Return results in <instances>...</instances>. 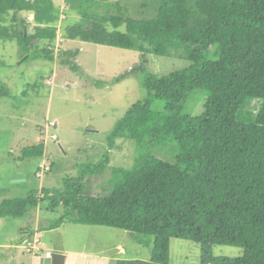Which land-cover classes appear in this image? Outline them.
Segmentation results:
<instances>
[{
    "label": "trees",
    "instance_id": "obj_1",
    "mask_svg": "<svg viewBox=\"0 0 264 264\" xmlns=\"http://www.w3.org/2000/svg\"><path fill=\"white\" fill-rule=\"evenodd\" d=\"M64 1L80 14L66 26L71 39L142 53L136 68L145 96L109 136L134 140L136 161L114 168L120 179L104 194H87L77 181L57 193L45 187L43 196L33 188L1 201L0 218L23 217L48 201L45 208L60 209V216L43 230L65 222L115 227L152 248L150 260L116 264H173V239L199 244L201 264H264V0ZM22 8L34 12L36 24ZM61 13L55 0H0V42L17 41L25 62L78 71L80 49L56 54L52 46ZM149 54L185 61L154 73ZM197 106L200 112L190 111ZM43 148L30 145L21 157L41 158ZM108 160L89 171H101ZM32 238L30 232L27 245ZM214 245L243 253L215 256Z\"/></svg>",
    "mask_w": 264,
    "mask_h": 264
},
{
    "label": "rangeland",
    "instance_id": "obj_2",
    "mask_svg": "<svg viewBox=\"0 0 264 264\" xmlns=\"http://www.w3.org/2000/svg\"><path fill=\"white\" fill-rule=\"evenodd\" d=\"M55 1L62 13L55 23L58 29L52 46L56 54L62 49H80L78 71L41 59L25 62L27 55L20 57L17 41L0 42V61L5 63L0 64V202L26 197L33 188L40 196L45 194L41 193L45 187L57 193L66 190L72 181L83 182L87 194H104L120 179L114 168H131L138 154L134 140L119 137L110 141L109 136L127 110L145 96L136 68L141 65L142 53L71 39L66 26L79 20L80 14L64 0ZM21 15L36 24L33 11L22 8ZM41 34L51 36L47 29ZM182 61L147 56V65L154 73L177 69ZM117 77L121 80L115 81ZM98 81L102 85H97ZM190 111L198 113L201 107ZM244 115L248 119L252 116L249 109ZM53 120H57L56 126L50 124ZM42 142L43 157H21L24 148ZM106 155L109 160L101 171H89ZM40 204L23 217L0 218V264H52L46 256L48 249L52 253L64 250L71 264H116L119 259L151 258L152 248L140 244L125 229L65 222L43 230L60 216V209H46L48 201ZM23 225V230L29 228L36 233V240L45 237L37 244L39 251H33L28 240L18 239ZM212 252L215 256L234 257L243 249L214 245ZM201 260L199 244L172 240L173 264H201Z\"/></svg>",
    "mask_w": 264,
    "mask_h": 264
},
{
    "label": "crops",
    "instance_id": "obj_3",
    "mask_svg": "<svg viewBox=\"0 0 264 264\" xmlns=\"http://www.w3.org/2000/svg\"><path fill=\"white\" fill-rule=\"evenodd\" d=\"M32 227V226H31ZM27 228V227H26ZM24 229V225L23 226H20V231L18 232V234H17V237H18V239H20L21 241L23 240L24 241V239L25 240H27V237L29 236V234L30 233H28V232H30V230L28 231L27 229H29V228H27L26 229V231L25 230H23ZM23 230V231H22ZM34 235H36V233H34ZM43 235V234H42ZM35 237H37V236H35ZM44 237V236H43ZM43 237H40V241L41 242H44V239H45V237L43 238ZM21 243V242H20ZM45 243H47L48 244V242H47V239H46V242ZM61 247V246H60ZM48 251H52L51 249H48ZM55 252H63V253H65V251L64 250H61V249H56V251ZM66 254V253H65ZM47 256V255H46ZM48 257V256H47ZM47 257H41V258H39V259H42V258H44V259H47ZM48 260V259H47ZM51 263H52V258H51ZM72 263V261H71V259H70V257L69 256H67V259H66V264H71Z\"/></svg>",
    "mask_w": 264,
    "mask_h": 264
},
{
    "label": "water",
    "instance_id": "obj_4",
    "mask_svg": "<svg viewBox=\"0 0 264 264\" xmlns=\"http://www.w3.org/2000/svg\"><path fill=\"white\" fill-rule=\"evenodd\" d=\"M52 264H66L67 255L63 252H53Z\"/></svg>",
    "mask_w": 264,
    "mask_h": 264
},
{
    "label": "built area",
    "instance_id": "obj_5",
    "mask_svg": "<svg viewBox=\"0 0 264 264\" xmlns=\"http://www.w3.org/2000/svg\"><path fill=\"white\" fill-rule=\"evenodd\" d=\"M55 122H52V124H54ZM40 243V240H35V242L33 244L30 243V246L32 247V249H34L33 251H39L40 248L37 246V244ZM51 253H48V256H50Z\"/></svg>",
    "mask_w": 264,
    "mask_h": 264
},
{
    "label": "clouds",
    "instance_id": "obj_6",
    "mask_svg": "<svg viewBox=\"0 0 264 264\" xmlns=\"http://www.w3.org/2000/svg\"><path fill=\"white\" fill-rule=\"evenodd\" d=\"M35 238H36V237H35ZM35 240H36V239H35ZM39 240H40V239H39ZM31 244H33V243H31ZM31 248H32V247H31ZM49 252L51 253L50 256H52V254H53L52 251H48V252H47V256H48V253H49ZM50 256H48V257H50Z\"/></svg>",
    "mask_w": 264,
    "mask_h": 264
}]
</instances>
